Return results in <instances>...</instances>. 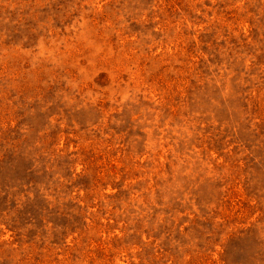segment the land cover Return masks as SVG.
<instances>
[{
    "label": "rangeland",
    "instance_id": "rangeland-1",
    "mask_svg": "<svg viewBox=\"0 0 264 264\" xmlns=\"http://www.w3.org/2000/svg\"><path fill=\"white\" fill-rule=\"evenodd\" d=\"M0 264H264V0H0Z\"/></svg>",
    "mask_w": 264,
    "mask_h": 264
}]
</instances>
